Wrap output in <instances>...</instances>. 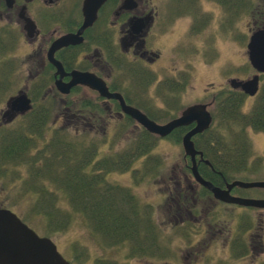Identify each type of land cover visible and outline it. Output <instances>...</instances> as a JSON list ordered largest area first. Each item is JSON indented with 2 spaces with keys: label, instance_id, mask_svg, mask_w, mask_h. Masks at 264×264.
I'll list each match as a JSON object with an SVG mask.
<instances>
[{
  "label": "flooded vegetation",
  "instance_id": "1",
  "mask_svg": "<svg viewBox=\"0 0 264 264\" xmlns=\"http://www.w3.org/2000/svg\"><path fill=\"white\" fill-rule=\"evenodd\" d=\"M85 1L0 0V78L7 83L6 81H12L16 69L22 71L26 65L31 68L28 70L30 83L10 94L0 105L1 162L18 161L22 164L21 167H25L23 161L26 157L30 159L31 168L33 165L37 166L41 158L47 159L46 152L55 141L58 127L67 129V126L73 123L72 118L81 112L92 113V117L98 119L95 122L100 125H107L114 119L117 124L125 121L132 127H137L138 123L122 111L116 99L106 98L96 89L79 83L71 86L68 93H61L55 84L59 79L68 83L85 73L93 80L103 81L109 92L119 93L127 105L139 109L160 124L178 117L185 108L194 104L206 105L212 116V124L219 112L217 101L221 93H228L227 98L231 100L233 93H238L242 95L243 102L246 98L254 99L253 105L260 97H264V72H259L251 66L248 51L251 36L262 32L264 37V0H100L103 2L96 9L95 18L91 23L84 12ZM234 15H239L237 23L243 19L246 33L241 34L240 40L241 44H245L246 53L241 57L247 59L254 74L250 78L226 77L228 86L220 85L211 93L209 102L181 105V108L173 104L170 107L169 98L176 100L181 95L180 92L186 89V77L190 78V69L170 67L167 62L165 64L164 46L161 42L175 33L178 40L177 44H173L176 46L174 55L183 56L186 52L204 49L206 57L209 54L210 58L215 53L217 43L232 42ZM244 17H247L246 22ZM25 45L31 46V52L21 56L18 52ZM176 62L175 58L171 64ZM55 63L60 65V69ZM254 76L258 77V89L254 95L247 94L235 86L238 81L251 80ZM7 85L0 88V94L6 92ZM142 89L146 95L142 93ZM156 89L162 91L163 107L157 106L158 99L153 94ZM144 95L151 101L148 105L142 99ZM22 96L23 102L24 96L29 100L28 109L13 105V101ZM57 96L67 103L63 110L59 109L61 107L56 103ZM68 107L71 113H68ZM152 110L167 114L163 117L154 116ZM195 126V121L181 126L166 138H172L175 131L182 130L178 140L182 142L184 134ZM198 134L200 133L192 137L194 144L193 138ZM39 140L43 142L42 147H38ZM129 150L131 152V149ZM183 159L185 171L178 172L184 177V182L188 183L187 189L191 190L193 195H189L185 190H178L179 199L191 198V202L197 203L196 209H187L185 219H203L201 214H197L198 202L203 203L206 198H210L213 204L217 202L226 206L234 205L236 208H255L215 199L211 192L199 183L193 185L195 188L199 187V192L193 191L188 172L190 160L186 156H183ZM32 160H36V163ZM196 162L198 167L206 166L202 172L204 175L199 169L200 175L220 189H226V185L235 180L234 175L227 178L222 171L202 161L200 156H196ZM39 166H43L42 162ZM215 180L218 182L215 183ZM254 192L259 193V190L236 186L231 189L230 195L239 198H264L255 196ZM0 209L15 213L36 232L12 205L0 201ZM200 211H204L203 207ZM219 214L223 215L222 212L218 213L217 221L222 220ZM205 219L206 225L197 223L198 226L201 225L203 233L204 230L208 232L210 224L208 215ZM224 225L220 227L218 234L225 231ZM242 236L236 233L230 240L228 245L232 252L252 257L255 254H264L261 235L254 244V234H250L249 249ZM218 237L214 233V236L209 238V246L216 242ZM159 244L163 245V242L160 240ZM166 251L165 248L162 253Z\"/></svg>",
  "mask_w": 264,
  "mask_h": 264
},
{
  "label": "rangeland",
  "instance_id": "2",
  "mask_svg": "<svg viewBox=\"0 0 264 264\" xmlns=\"http://www.w3.org/2000/svg\"><path fill=\"white\" fill-rule=\"evenodd\" d=\"M233 17L232 42H227L229 44L217 43V48L210 57L211 59L208 58L209 54L206 57V50L204 49H198L197 52L189 51L183 56L174 55L176 46H173V44H177L178 40L175 33L161 42L164 46L165 64L167 62L170 67L190 69V78L186 77V89L180 92L181 95L176 100L169 98L170 107L173 104L181 108V105L187 106L192 103L209 102L212 96L211 93L218 89L220 85L228 86L226 77L246 76L250 78L254 74L247 59H242V55L246 53L245 44H241L240 40L241 34L246 33L243 19H240L241 21L237 23L236 19L239 15ZM246 19L247 17H244L245 22ZM30 50L31 46L25 45L20 48L18 54L26 56L31 52ZM175 58L177 62L171 64ZM22 69L24 70L19 71L16 69V74L12 76L10 82L6 81L7 83H5L0 78V88L8 84L6 92L0 94V105L10 94L30 83L28 78L30 65H26ZM142 93L146 95L143 89ZM153 94L158 99L156 101L157 106L163 107L162 91L156 89ZM145 95L142 99L148 105L151 101ZM59 98L57 96L56 103L60 105L61 108L59 109L63 110L67 103ZM253 101L254 99L251 98L244 99L243 113L251 111L254 106ZM71 112L68 107V113ZM151 112L154 116L159 117L167 114L166 112L156 113L153 110ZM217 114V122L214 123L218 128L221 126V124L218 125V121L222 118L219 112ZM76 115L72 118V125L67 126V129L62 126L58 127L57 130L62 131L63 134H57L56 137L64 140L65 132L68 141L76 140V135L78 136L77 140H79L80 137L83 138L84 134L88 137L87 141L93 140L97 156H94V159L90 162V168L102 174L103 169L111 166L107 165L106 159L111 156L117 158L119 154H121V158H126L127 156H123V154L130 156L133 153L136 146L134 142L140 138L142 133L141 127L138 125L132 127L125 121L122 124H117L114 119L110 120L111 122L107 125H100L95 122L98 119L92 117V113L81 112ZM229 124L231 123H225L224 125L229 127ZM243 129L244 136H247L249 140L248 144L244 143L242 150L246 151L248 147V156L241 157L240 164L243 166L234 172L235 179L245 182L264 181V132L255 131L248 125L242 128L238 124L231 127L230 133L226 136L232 135L234 138L242 139L243 134L241 131ZM223 139L224 137H222ZM42 146L43 142L39 140L38 147ZM129 149H131V152ZM183 156L181 142L174 140V138H157L153 142L148 156L137 158L132 156L134 159L128 167L122 160L119 166L118 161L115 160L112 170L104 174L106 178L104 186L113 185L116 186V189L121 186L127 189L133 195L139 213L145 216L150 214L154 229L153 237L159 243L160 240L163 242V245H154L155 247L151 248L152 253L137 252L134 255L130 254L128 245L125 247L119 245L111 247L105 244L107 247L104 246L97 235L98 233H95L87 223L85 216L75 214V212H71L70 219L65 226L53 230L56 226L53 224V220H51L53 223L50 224L48 217L41 215V213L32 212L34 210V200L30 195L32 187L41 184L47 187L45 190L54 192L50 189L51 183H48L47 180L43 183L38 181V174L42 169L39 166L40 161L37 166L33 165L36 172L33 171L32 173L29 158L25 157L23 161L25 167H21L22 164H19L18 161H0V201L9 206L12 205L16 212L27 219V222L38 234L50 237L55 242L61 255L72 264H103L102 261H116L118 264H264V254H255L253 257L241 253L235 254L228 245L236 233L243 235V240L246 242L248 249L249 237L252 233L254 234V244L260 239L259 235L264 241L263 208L243 209L217 202L213 204L210 198H206L203 203L198 202L199 211L197 214H201L200 217L203 219L200 220L199 217L198 219L194 217L185 219L187 209H196L197 203L191 202V198L188 200L179 199L178 190H185L189 195H193L191 190L187 189L188 183L184 182V177L178 172L180 170L185 171L186 168ZM92 165L95 167H92ZM188 172L193 191L199 192V187L196 186L195 188L193 186L197 181L191 175V172ZM178 174L180 176H177ZM258 190L259 193L254 192L255 196H264V188ZM57 194L56 207L64 213L67 210H64L65 206L67 207L65 205L66 200L59 197L58 192ZM249 194L251 193L249 192ZM202 207L204 211L201 213L200 209ZM220 212L223 213L221 216L219 214L222 220L217 221L216 216ZM207 215L210 224L207 228L208 232L204 230L203 233L201 225H199L201 227L199 228L197 223L206 225L207 220L205 218ZM222 225H224L225 231L218 234ZM214 233L219 237L216 242L209 246V238L212 235L214 236ZM165 248L167 251L162 253Z\"/></svg>",
  "mask_w": 264,
  "mask_h": 264
},
{
  "label": "trees",
  "instance_id": "3",
  "mask_svg": "<svg viewBox=\"0 0 264 264\" xmlns=\"http://www.w3.org/2000/svg\"><path fill=\"white\" fill-rule=\"evenodd\" d=\"M227 94L221 93L217 101V109L222 118L218 121V125L221 124V126L218 128L215 126L214 122H217V117H215L211 126L196 135L193 140L195 147L202 151L203 157L210 161L212 167L222 171L227 178H231L235 175L234 172L243 166L240 164L241 157L248 156V147L246 151H243L242 148L244 143L248 144L249 139L244 136V129L241 131L244 139H237L232 135L226 136V134L230 133L231 127L238 124L242 128L248 125L255 131L264 132V97H260L257 103L255 102L256 105L254 104L251 111L243 114L242 95L233 93L231 100L227 98ZM225 123L231 124L227 127L224 125ZM141 130L140 138L136 142L133 141L136 146L134 150L131 148L133 150L131 156L123 154L127 157H109L106 162L111 166L103 169L102 174L90 168V162L94 156H97V152L95 143L93 140L87 141L86 134L79 140L76 135V140L70 141L66 140L65 132L64 140L55 136V141L46 152L47 159H40L43 166L38 174V181L43 183L47 180L48 183H51L50 189L54 192L45 190L47 187L41 184L32 187L30 190V195L34 200L32 212L45 215L50 224L54 222L53 224L56 226L53 230L65 226L70 219L71 212L81 214V216H85L87 223L95 233H98L97 235L104 246L125 247L128 245L130 254L134 255L137 252L152 253L151 248L160 244L153 237L154 229L150 214H148L149 211L146 212L148 214L146 216L140 214L133 195L127 189L121 186L116 189V186L113 185L107 187L103 185L106 180L104 174L112 170L115 160L118 161L119 166L123 161L128 167L133 160L132 156L134 158L148 156L157 137L143 128ZM181 133L182 130L175 131L172 138L178 141ZM57 134H63V132L57 130ZM222 137H224L223 140ZM32 161L36 163V160ZM93 165L92 167H95ZM199 169L202 174L206 166L200 165ZM33 171L36 172L34 168H31V173ZM216 181L214 182L216 183ZM57 192L59 197L66 200L67 207L65 206L64 210H67L64 213L56 207ZM115 262L102 261L101 263L118 264Z\"/></svg>",
  "mask_w": 264,
  "mask_h": 264
},
{
  "label": "water",
  "instance_id": "4",
  "mask_svg": "<svg viewBox=\"0 0 264 264\" xmlns=\"http://www.w3.org/2000/svg\"><path fill=\"white\" fill-rule=\"evenodd\" d=\"M103 1L86 0L84 12L88 15L89 21L94 20L95 11ZM53 49L50 50L52 53ZM249 61L252 67L259 72H264V37L262 32L251 36L248 44ZM53 61V60H52ZM54 62V61H53ZM60 69V65L55 63ZM258 77L247 81H238L235 86L243 90L245 93L254 95L258 89ZM85 84L96 89L99 93L110 99L119 101L122 111L134 119L145 130L159 137L168 136L175 129L186 126L194 122L196 126L189 130L182 137V147L185 156H189L191 160V173L194 179L207 188L213 196L226 203H235L242 206H251L264 208V198H239L230 195L233 187L243 188H264V181L245 182L242 180H233L226 185V189H220L211 182L206 181L200 175L195 157L202 153L195 149L192 137L197 133H202L209 128L212 116L207 110L205 104H194L185 108L178 117L169 120L166 123H158L150 119L139 109L127 105L123 97L117 93L108 91L105 83L100 80H93L88 75L80 74L77 79L65 83L61 79L55 82L56 88L61 93H68L71 86L75 84ZM23 96L13 101V105H18L24 109H28L29 100ZM208 164V161L205 160ZM0 264H71L58 251L55 243L48 237L39 236L34 230L23 223L15 213L8 209H0Z\"/></svg>",
  "mask_w": 264,
  "mask_h": 264
}]
</instances>
